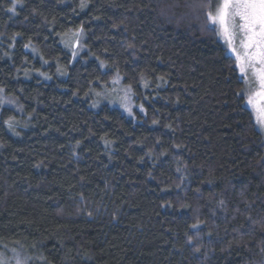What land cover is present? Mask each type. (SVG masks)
<instances>
[{
    "label": "trees",
    "instance_id": "16d2710c",
    "mask_svg": "<svg viewBox=\"0 0 264 264\" xmlns=\"http://www.w3.org/2000/svg\"><path fill=\"white\" fill-rule=\"evenodd\" d=\"M215 6L0 0V248L29 264H264V134ZM117 74L133 117L90 107Z\"/></svg>",
    "mask_w": 264,
    "mask_h": 264
},
{
    "label": "snow or ice",
    "instance_id": "6c2138e0",
    "mask_svg": "<svg viewBox=\"0 0 264 264\" xmlns=\"http://www.w3.org/2000/svg\"><path fill=\"white\" fill-rule=\"evenodd\" d=\"M11 11L14 12L15 8L13 7ZM208 18L221 26L230 46L234 44L236 30L243 34L244 39L241 41L243 55L237 52L234 46L232 51L237 54L236 59L241 72L244 73L251 68L259 82L260 91L256 93V97L259 98L260 105L256 104L253 97L249 98L248 103L257 107L258 122L264 128V0H223L215 15L210 11ZM237 18L239 24L236 23ZM0 264L3 262L0 261Z\"/></svg>",
    "mask_w": 264,
    "mask_h": 264
},
{
    "label": "rangeland",
    "instance_id": "374dc122",
    "mask_svg": "<svg viewBox=\"0 0 264 264\" xmlns=\"http://www.w3.org/2000/svg\"><path fill=\"white\" fill-rule=\"evenodd\" d=\"M216 6L214 10L212 11L213 15H215L217 8L223 3V0H215ZM236 23L239 24V19L237 18ZM220 36L224 40V42L227 44L229 49L232 51V47H236L237 52H239L241 55H243V49L241 47V41L244 39L243 34L239 32V30H236V35L234 39V44L230 46L228 39L225 37V35L222 32L221 26L216 23ZM79 35L81 33H78L77 35H70L67 37V41H69V44L73 46L74 48V53H76V50L78 53H81L84 49L80 44V39ZM76 47V49H75ZM232 53H234L232 51ZM39 53L35 51V55L37 56ZM236 53H234V57L236 58ZM237 60V59H236ZM238 67L240 69L239 63L237 62ZM257 67H259V64H257ZM241 72V70H240ZM242 76L244 80L246 81V90H247V100L246 104L247 106L253 111L256 122L259 126V128L262 130L264 134V128L261 127L260 123L258 122V112H257V107H254L253 104H249V98L253 97L255 98V102L257 105H260V100L259 98L256 97V93L260 91V86L258 80L255 78L253 75L252 69L249 68L246 70V72L242 73ZM97 93L93 94L94 99L90 101V107L97 109L101 105L107 103L111 106L118 107L120 108L127 116L133 117L134 110L136 108L134 98L132 95L131 88L126 85L123 82L122 77L117 74L115 76L111 83L110 86H104L100 90L96 91ZM6 96V94H4ZM11 99H5L6 101L13 103L10 106H13L14 104L20 106L19 102L14 98L11 97ZM9 105V104H7ZM21 108V106H20ZM19 113V112H18ZM21 119V118H20ZM0 261L3 262V264H29L28 258L23 255L19 250L16 248H10L3 246L0 248Z\"/></svg>",
    "mask_w": 264,
    "mask_h": 264
}]
</instances>
